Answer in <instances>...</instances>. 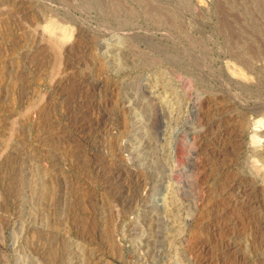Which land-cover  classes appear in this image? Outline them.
<instances>
[{"label": "rangeland", "instance_id": "obj_1", "mask_svg": "<svg viewBox=\"0 0 264 264\" xmlns=\"http://www.w3.org/2000/svg\"><path fill=\"white\" fill-rule=\"evenodd\" d=\"M0 264H264V0H0Z\"/></svg>", "mask_w": 264, "mask_h": 264}]
</instances>
